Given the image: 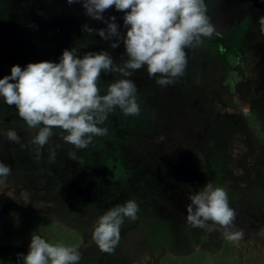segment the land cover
<instances>
[{
	"label": "rangeland",
	"instance_id": "374dc122",
	"mask_svg": "<svg viewBox=\"0 0 264 264\" xmlns=\"http://www.w3.org/2000/svg\"><path fill=\"white\" fill-rule=\"evenodd\" d=\"M240 1L205 0L207 15L210 17L216 2L225 4L223 12L233 14L236 8L229 6ZM109 13V17H116L115 23L123 36L127 30L123 24L125 13L110 8L103 13L104 21ZM218 23L215 22L216 33L204 38L200 47L186 50L185 74L171 87L161 88L156 78H149L143 68L133 72L129 78L137 86L140 114L124 116L116 109L101 125L108 129V134L94 137L85 149L65 143L60 130L54 129V135L37 158L36 146L29 144L35 130L18 117L15 106L6 105L0 97V163L11 168L7 180L0 184V264H22L17 254H27L33 234L53 244L74 247L81 253L79 264H264V188H261L264 178L260 177L264 173L260 175L258 171V166H264V108L251 107L257 112L255 116L246 105L250 96H255L264 107V33H259V26L253 22L241 37V46L227 51L223 50V40L234 26ZM85 25L94 30L107 26L87 16L81 3L0 0V79L10 75L13 66L23 69L29 63H59L66 49L76 48L81 58L87 52L107 51L117 64L122 63V57L126 59L122 43L112 49L110 44L116 42L115 38L106 41L95 31L89 34ZM121 78L118 73L102 72L101 94H105L108 84ZM236 80L242 81L237 92L241 95L246 92L245 97L231 95ZM157 87L166 89L168 94L158 97ZM142 122L148 126L140 131L142 136L138 140L156 145L144 155L142 149L131 150L126 140L122 142L124 138H111V123H118L125 136L132 126L141 129ZM244 122L251 130L246 135H243ZM211 127L216 129L210 130ZM9 130L16 131L19 144L7 139ZM128 136L133 138L131 134ZM108 137L110 141H102L108 147L106 160L115 155L108 151L110 143L113 147L120 144L124 147L118 156L126 161L124 167L135 169L128 178L129 194L121 192L120 186L89 179L90 174L87 183L80 182L73 190L80 189V195L83 190L92 196L96 193L97 200L104 201L106 211L128 200L138 204L137 219L124 218L120 241L112 253L101 252L91 238L97 219L106 211L100 213L86 200H73L75 194L67 182L72 167L79 170L81 181L82 163L92 161L94 150L102 149L100 142ZM160 137L164 139L159 140ZM56 145L60 147L56 148L55 162H50L49 149ZM69 152H75L80 162L70 160ZM181 153L186 159L179 164L177 157ZM161 158L169 168L166 172L164 167L160 168ZM205 170L208 176L205 183L223 187L228 193L229 207L236 213L229 231L244 232L239 241L226 239L224 229L209 221L194 246L183 244L188 234L181 233L180 228L183 223L188 224L185 220L188 197L204 187L198 186V176ZM166 174L172 181L176 177V187H170L169 182L165 186ZM159 179L163 181L158 182ZM65 182L68 186L61 193ZM141 183L145 184L144 189H139L143 187Z\"/></svg>",
	"mask_w": 264,
	"mask_h": 264
},
{
	"label": "clouds",
	"instance_id": "9594fccd",
	"mask_svg": "<svg viewBox=\"0 0 264 264\" xmlns=\"http://www.w3.org/2000/svg\"><path fill=\"white\" fill-rule=\"evenodd\" d=\"M68 4L81 3L85 14L93 20L106 23L105 29L94 30L84 26L85 32L111 43L112 49L124 46L122 63L117 64L107 51L87 52L81 58L76 48L64 50L59 63H29L23 69L13 66L11 74L0 79V97L8 106H15L19 118L35 135L29 144L36 146L37 158L43 146L49 143L54 129L60 138L75 149H85L94 137L108 134L101 127L108 116L119 109L124 116L140 114L137 86L133 72L145 69L149 78L161 88L173 85L185 74L188 49L203 44L204 38L216 33L207 15L205 0H66ZM114 8L124 12L126 32L121 36L111 16L104 21L103 13ZM264 33V17L258 21ZM118 73L121 79L107 85L105 94L99 87L101 73ZM14 81V82H10ZM246 110V109H245ZM7 139L17 144L20 137L15 130L7 132ZM160 137L159 140H163ZM25 147V145H21ZM56 145L49 149V161L55 162ZM70 160L80 162L75 152ZM11 174V168L0 163V184ZM186 206V222L193 228H204L207 222L224 229L230 241H239L242 231H229L236 213L229 207L225 188L207 183L201 190L190 194ZM139 206L134 200L116 205L101 215L92 230L91 238L99 250L114 252L120 240L124 218L136 220ZM22 264H79L81 253L74 247L53 244L40 235L31 236L26 255L17 254Z\"/></svg>",
	"mask_w": 264,
	"mask_h": 264
},
{
	"label": "flooded vegetation",
	"instance_id": "af4514ba",
	"mask_svg": "<svg viewBox=\"0 0 264 264\" xmlns=\"http://www.w3.org/2000/svg\"><path fill=\"white\" fill-rule=\"evenodd\" d=\"M228 1H230V0H228ZM234 1H236V0H234ZM215 4L216 5L210 11L211 12L210 13L211 14L210 15V21H211V23L216 28H217V24H215V22L218 23V21H219L218 25L221 24V23H223V24L228 25V26H234L233 29L227 35V37L223 40V42L225 40H228L229 36L234 31H236L235 34H237V36L239 37L238 39L240 40V42H242L241 41V37L242 36L244 37L246 35L247 29L250 26H252L253 22L259 26V29L258 30H259V33H261L260 25H259L258 21H259V19L261 17H264V0H242V1H240V3H234L231 6H229V7H231V9L232 8L233 9L236 8V11L233 14H229V13L227 14V13L223 12V6L225 4H223V3L220 4V3H217V2ZM4 5H5V3H4ZM237 8H240V9L237 10ZM239 29H241V30L238 31ZM220 37H222V36L220 35ZM240 46H241V44H240ZM240 46H238V47H240ZM241 83H242V81L240 82L239 80H236V82H234V84H232L234 86V88H236V89L233 92V94H231V95L238 94L239 95V98L240 97H245V94L244 93H246V92H242V95L239 92H237V89L242 85ZM197 85L200 86V84H197ZM169 87H171V86H169ZM157 88L159 89V87H157ZM157 88H155V89L158 90ZM157 92L159 93L158 97H162L163 95L168 94L169 91H167L166 89H159ZM213 92L216 93L217 90L216 91L213 90ZM211 94H213V93H211ZM250 97H249L250 98L249 100H251V101L250 102H247L246 105H247V107H249V110H251L249 112L255 114V116H258V115H256L257 112H255L253 110V108L251 109V107L258 105L259 108L260 107L261 108H264L263 107V102L261 101V99L259 100L255 96H250ZM120 117H121V114H119L118 123H119ZM252 118L255 119L254 116ZM117 124L114 125L113 123H111V126H109L111 129H113V133L111 134V138H113V139H121V138H124V140L121 139L122 142H124L126 140V142L130 144V149L131 150L138 151V150L142 149V150H144V152H143V155H144L145 152L147 153V151L150 150V149H152L151 147H153L155 145V144H152V145L147 144L146 145L145 142L138 140L139 139V136H142V135H140V131H143L144 127L145 126H148L147 124H144L142 122L140 124V126H142L141 129H136L137 128V125L136 126H132V128H129L128 131H125L126 133H128L125 136L122 134V129L123 128L121 129ZM244 124H245V127L243 129V135H246V134L250 133L251 130L248 127V123L246 124V122H244ZM214 127H216V126H214ZM214 127H211L210 130L216 129ZM117 130H119L120 133L117 132ZM218 131H219V129H218ZM116 134H118V135H116ZM129 134H131L133 136V138H131L130 136H128ZM121 135H122V137H121ZM106 139H108L110 141V137L104 138V139L101 140L100 144L102 145L101 146L102 149L99 150V148H98V151L97 150H94V152H95L94 155L95 156L98 155V158L95 159V161L93 163V164H95L96 168H93L92 165H89L88 164V166L91 167L92 168V171H93V173H90L89 179H90V177H93L94 178V181L96 179H98L99 180V183H101V184L104 183L105 184L106 181L103 180L104 179V173H105L110 178V182H109L108 185L109 186H114V187L115 186L116 187H119L120 186L122 188L121 189L122 190L121 192H123L125 195H127V194H129V186H131L128 183L129 182V179L128 178H131V176L134 175L133 172H135V169L134 170H131V169H126L124 167V166L127 165L126 164V161H123V159H121L122 157L121 156H118L119 153H120V151H121V148L124 147L122 145L119 146L120 144L119 145H115L113 147V144L110 143V146L109 147H111V149L110 150L108 149V151H111L110 153H112V155L115 153V155H113V156L110 155V157L106 160V156H108V154H106V152H107L106 148H108V147L106 146L107 144H103V142H102V141H105ZM105 143H106V141H105ZM103 147H104V150H103ZM101 155H102V157H101ZM204 155H205V153H204ZM177 159H178L179 164H182L183 160L186 159V158L181 153V155H179L177 157ZM163 162H164V159L161 158L159 164H161L162 166L161 167L159 166V167L160 168L164 167L163 168V171L166 172V170H169V168L168 167L166 168V165ZM223 164L224 165H227L226 161H224ZM71 169H73V170L70 171L72 173L69 172V181H67V182L70 184L69 185L70 186L69 189L72 190L74 192V194L76 195V194H78L80 192V189L79 190L78 189L73 190V188L76 186L75 181L79 177V175H78L79 170L75 169V167L70 168V170ZM258 171H259V174L260 175L262 173H264V166L263 165L262 166H258ZM96 175L99 178H95ZM260 175H258V176H260ZM207 177H208L207 176V170H205V173H203L202 176H198V179L200 180L198 186H200L201 184L203 186H205L206 185L205 181L207 180ZM260 177L262 179L264 178V176H260ZM165 178H166V180H165L166 182H164L165 186L168 185V182H169L170 183V187H176L175 184L177 182V179H176L175 176H174V178H175L174 181H172L169 177H167V174H166V177ZM84 179L85 180L88 179L87 174H84ZM196 180H197V178H196ZM245 180L248 182L249 181V177L248 176L245 177ZM245 180L243 181V183L246 182ZM139 181L143 182L141 179ZM161 181H163V180L162 179H159L158 182H161ZM101 184H96V185L101 188L103 186V185L101 186ZM110 184H112V185H110ZM139 185L140 186H143V187H139V189L140 188L141 189H144V187H145V184L144 183H141ZM244 186H245V184H244ZM261 188H264V181L263 180H262V186H261ZM87 201H89V199H87ZM178 204L179 205H182L180 203H178Z\"/></svg>",
	"mask_w": 264,
	"mask_h": 264
},
{
	"label": "trees",
	"instance_id": "16d2710c",
	"mask_svg": "<svg viewBox=\"0 0 264 264\" xmlns=\"http://www.w3.org/2000/svg\"><path fill=\"white\" fill-rule=\"evenodd\" d=\"M109 16H110V13H109V15L107 14L106 16H105V18L108 20V18H109ZM241 29H239L238 31H240ZM237 31V32H238ZM236 33V31H234L230 36H229V38H228V40H225L224 41V43H225V45L223 46V50H227V48H230V50L233 52V51H235V47H238V46H240V44H241V42H240V40L238 39L239 37L237 36V34H235ZM98 158V155L97 156H95L94 157V159L92 160V161H90V162H84V163H82V165H83V167L81 168V173H80V178H81V181L80 180H78V178L76 179V181H75V183L76 184H78V183H80V182H82V183H87L88 182V180L86 179H84L83 177H84V174H90V173H93V171H92V168L91 167H89L88 166V164L89 165H91V164H93L94 163V161H95V159H97ZM103 180H105L106 181V183L107 184H109V182H110V178L108 177V175H106L105 173H104V179ZM94 182V181H93ZM93 185V184H92ZM68 186V184L67 183H65L64 185H63V188L61 187L60 188V192L62 193L63 191H65L66 190V187ZM82 192V194L80 195V194H76L75 195V197L73 198V200L74 199H76V198H78V199H80V200H86L87 201V199H89V203H90V205L93 207V208H95V209H97V211L99 210V212L101 213V212H103L104 213V211H106V207H105V203H104V201H98L97 200V194L95 193L94 194V196H91V195H89V191H87L88 193H85V191L83 190V191H81ZM85 193V194H84ZM88 197V198H87ZM92 198V199H91ZM74 202V201H73ZM74 204H76L75 202H74ZM105 210H104V209ZM63 222V221H62ZM121 237H122V235H121ZM83 240H85V239H83ZM120 241V240H119ZM118 246V245H117ZM119 248V247H118ZM117 248V251H119V249ZM116 254H117V252H116ZM119 254V253H118ZM123 255V254H122ZM121 257V256H120ZM124 257H122V258H120V259H123ZM115 259H117V258H115Z\"/></svg>",
	"mask_w": 264,
	"mask_h": 264
},
{
	"label": "bare ground",
	"instance_id": "6f19581e",
	"mask_svg": "<svg viewBox=\"0 0 264 264\" xmlns=\"http://www.w3.org/2000/svg\"><path fill=\"white\" fill-rule=\"evenodd\" d=\"M256 188V187H255ZM254 188V189H255ZM254 191V190H253ZM255 195H256V193H255ZM254 196V195H253ZM247 198H250V197H248L247 196ZM261 212V211H260ZM183 227L182 228H180V232L181 233H186V234H188L186 237H184V239H183V244H190L191 243V246H194L195 245V243H197L196 242V238H200V235H201V232H202V228H193V227H191V226H189L188 224H185V223H183ZM243 237H244V232H243ZM157 246H159V245H157ZM164 246V245H163ZM187 246V245H186ZM167 248V246H165L164 247V251H165V249ZM177 248V247H176ZM170 250L172 251V252H175L173 249H171V247H170ZM157 255V254H156ZM155 255V256H156ZM201 261V260H200ZM194 263V262H193Z\"/></svg>",
	"mask_w": 264,
	"mask_h": 264
}]
</instances>
